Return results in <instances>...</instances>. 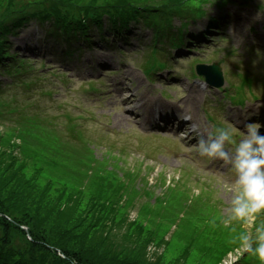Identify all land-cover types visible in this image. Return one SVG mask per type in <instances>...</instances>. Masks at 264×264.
<instances>
[{"label":"rangeland","instance_id":"rangeland-1","mask_svg":"<svg viewBox=\"0 0 264 264\" xmlns=\"http://www.w3.org/2000/svg\"><path fill=\"white\" fill-rule=\"evenodd\" d=\"M149 1L146 4L160 11L176 7L188 12L186 8H196L207 0ZM24 2L31 7L68 3L0 0V22ZM82 2L92 6L95 0H72L75 7ZM247 2L229 7V15L220 20V27L214 32L205 30L206 36L188 45L193 48V52L187 51L188 58L172 61L170 71H157L153 77L141 69L149 58L147 50L152 39V30L142 25L135 26L123 49L112 42L98 43L97 48H84L71 58L45 43L42 29L35 23L20 36L9 39L7 51L15 55L14 59L24 56L36 60L37 67H42L37 73L49 74V81L39 84L53 88L54 94L33 95L47 107L44 114L53 116L54 121L58 119L62 125L59 133L66 136L45 128L38 119L23 122V116L17 113L12 114L15 120L8 121L10 112L0 107V172L5 171L6 179L14 176L27 182V193L21 194L25 205L15 215L25 222L15 218L8 221L20 229L22 226L27 233V229L34 230L44 238L48 250L58 251L64 258L68 257L53 240L72 246V238L76 240L86 232V242L106 240L160 264H258L253 256L237 251L233 243L241 227L235 222L223 223L236 189L234 176L207 168L213 159L200 156L191 150V145L185 147V141L167 133V127L177 119L173 127L177 130L182 121H189L186 136L193 130L206 135L216 128L210 115L220 122L229 121L233 115L234 126L242 124L240 132L249 123L264 121L263 97L249 96L240 106L225 98L222 90H206L198 80L187 76L195 58L209 65L218 62L235 82L239 77L234 71L254 70L264 75V0ZM203 4L211 16H217L214 6ZM208 20L197 23L202 25ZM180 23L178 18L172 19L173 26ZM202 27L204 31L206 26ZM189 29L197 33L194 26ZM62 72L69 73L68 83L58 80L64 77ZM8 89L3 95L5 100L16 92L23 99V88ZM255 90L260 93L259 83H255ZM130 97L135 100L125 102ZM17 106L14 103L10 107ZM67 120L81 125L82 138L91 139L89 147L67 136ZM16 123L25 126L18 127ZM53 133L58 138L52 137ZM196 138L197 135L190 137L192 144L196 145ZM3 194L1 191L0 205H5ZM154 196L159 201L155 202ZM33 199L39 201L37 211ZM94 207L102 215L99 220L89 218ZM0 211L5 209L0 207ZM85 212L90 213L81 217ZM32 219L41 229L33 228ZM4 223L0 215V226ZM27 238L22 230L13 245L36 251ZM71 262L77 264L74 259Z\"/></svg>","mask_w":264,"mask_h":264},{"label":"trees","instance_id":"trees-1","mask_svg":"<svg viewBox=\"0 0 264 264\" xmlns=\"http://www.w3.org/2000/svg\"><path fill=\"white\" fill-rule=\"evenodd\" d=\"M222 1L207 0L208 3L214 2L215 4H220ZM67 2V8H65L66 5L59 6V4L32 7L28 6L30 4H25L28 2L20 4L8 19L0 22L1 57L5 56L8 48L6 47L8 45L5 40L6 35L15 33L28 16L38 15L41 18L45 17L46 20L53 21L57 30L55 35L67 37V40L73 43H85L86 40L91 38L92 30L95 28L100 29L103 26L105 17H108L110 30L118 33L127 25L129 19L139 20V17L144 14L143 11H146L148 6L152 5L146 4V2L150 3L149 0H95L94 6H88L85 2H82L78 4V7L73 6L72 0H67ZM203 3L207 4L202 1L196 8L186 9L193 11L191 12L192 14L200 13L204 7ZM24 8L25 10L23 11ZM172 8L177 9L176 7ZM158 21L162 22L160 18ZM159 22L155 23L158 24ZM36 144L39 145L40 141L36 142ZM4 174L7 175L5 171L0 172V192L4 191L3 198L5 203V205H0V207L5 209V212L0 211V215L6 222V224L4 223L5 225L0 226V264H73L71 259L76 260L77 264H160L151 262L140 253L122 250L124 247H118L106 240L86 242L84 239L86 232H83L76 240V237L72 238V246L61 242L57 244L52 239L54 244L68 257L62 258L56 251L48 250L45 240L40 234L31 229H29V233H26L21 227L26 238L27 234L31 236V240L27 239L31 241L30 243L34 245L36 251L24 247L20 250L13 244L22 230L8 220L12 218L15 221V218L17 221L25 222V219L15 217V215L21 212L22 207L25 205L24 197L21 194L27 193V189L24 187V183L27 182L22 179H15L14 176L6 179ZM32 201L36 202L33 206L37 211L40 208V205H38L39 201L37 199ZM96 208L98 207L92 208L90 220H99L101 218L102 215ZM23 213L27 215L25 211ZM89 213L85 212L81 217L85 218ZM32 224L34 229H41L35 219H32ZM15 232L19 235H13ZM74 240L76 242L75 247L73 245Z\"/></svg>","mask_w":264,"mask_h":264},{"label":"clouds","instance_id":"clouds-1","mask_svg":"<svg viewBox=\"0 0 264 264\" xmlns=\"http://www.w3.org/2000/svg\"><path fill=\"white\" fill-rule=\"evenodd\" d=\"M260 128L256 123L245 125L242 132L230 124L216 127L206 137L197 136L195 147L200 156L221 160L234 171L236 189L223 223L238 224L242 230L233 241L237 251L264 264V219L258 220L264 216V133Z\"/></svg>","mask_w":264,"mask_h":264},{"label":"bare ground","instance_id":"bare-ground-1","mask_svg":"<svg viewBox=\"0 0 264 264\" xmlns=\"http://www.w3.org/2000/svg\"><path fill=\"white\" fill-rule=\"evenodd\" d=\"M126 101H127V102H130V101H134V99L130 97V98H127ZM134 116H137V115L134 114Z\"/></svg>","mask_w":264,"mask_h":264},{"label":"water","instance_id":"water-1","mask_svg":"<svg viewBox=\"0 0 264 264\" xmlns=\"http://www.w3.org/2000/svg\"><path fill=\"white\" fill-rule=\"evenodd\" d=\"M213 70H214V68H213ZM218 72V71H217Z\"/></svg>","mask_w":264,"mask_h":264}]
</instances>
